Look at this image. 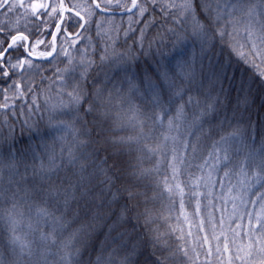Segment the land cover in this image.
Returning <instances> with one entry per match:
<instances>
[{"label": "trees", "instance_id": "1", "mask_svg": "<svg viewBox=\"0 0 264 264\" xmlns=\"http://www.w3.org/2000/svg\"><path fill=\"white\" fill-rule=\"evenodd\" d=\"M63 1L70 11L57 37V52L48 61L31 59L24 48L32 53L52 50V32L60 20L61 0H24L25 5H45L35 14L27 7L11 11L0 8V48H7L14 35L22 34L30 40L28 47L25 41L13 46L4 60L12 64L31 61V66L23 63L20 67L5 65L0 69V158L5 164L4 187H10L9 165L15 164L20 174L15 180L20 181L27 169L26 182L21 183L40 191L41 182L34 177V170L39 173L42 165L47 169L49 161L55 158L59 166L56 185L63 182V188L76 196V200L69 197L67 207L63 196L48 199L50 210L61 218L55 234L57 244L38 250L32 258L33 264H69L66 252L72 254L70 264H96L101 250L106 256L114 246L107 236L108 221H92L95 205L101 202L100 182L104 179L96 166L113 152L119 155L112 156L109 164L117 160L126 168L128 162L139 163L140 167L150 170L139 188L147 191L149 197L156 196L147 204L154 220L150 226L159 225L161 231L170 233L167 238L176 252L172 264H260L264 258L258 250L264 246L261 227L264 226V209L261 208L264 179L258 178L255 182L251 178L247 184L250 196L238 198L235 192L233 201L228 195L230 181L226 180L229 176L226 172L231 166L236 172L242 161L248 175H252L264 161V54L252 53L245 46L240 49L241 57L230 45L239 48L245 41L237 38V44V39L230 35L209 37L203 45L194 41L183 25L175 23L174 10L164 7L168 0H138L147 9L142 16L138 9L124 15L104 14L96 9L92 0ZM131 3L132 0H119V3L112 0L111 4L102 6L109 12H124L125 5L130 8ZM226 30L230 32L231 28ZM185 62L195 69L191 79L179 75V65ZM221 64L229 65L227 79L222 84L212 73V69ZM5 71L7 76L3 74ZM163 73L171 78L173 87L159 78ZM149 78L161 85L159 104L153 102L150 93L146 94ZM241 83L245 85L243 92ZM78 85L86 92L88 103L93 102L97 92L105 101L111 100L105 104L110 110L107 119L99 117V105L97 110L88 113L85 111L88 103L82 101L79 107L72 104L67 93ZM189 98L192 103L186 104ZM181 104H185L184 113L176 119ZM133 109H139L145 121L141 142L132 145L131 151L114 149L107 143L111 139L140 134L139 127L132 126L134 121L127 119ZM117 113L122 117L123 127L114 123ZM169 120L173 121L171 125ZM232 127L237 137L229 133ZM144 144L154 151L143 150ZM69 149L78 159L75 166L68 163ZM221 149H229L231 158L227 159ZM221 164L224 174L219 171L215 182L209 184L206 181L209 166L217 165L219 169ZM81 165L89 192L84 198H81L84 188L69 187V182L75 184L80 180ZM43 187L48 188L47 182ZM115 191L116 188H112V192ZM42 199H47L46 191L41 195L32 192L33 216ZM103 199L111 200V196L105 193ZM133 203L125 195L112 202L110 209L105 206L104 211L119 213L128 204V219L121 231L130 234L126 237L130 247L140 245L131 256L132 264H146L151 245L145 247L147 229L143 219L136 220L137 212H143L144 208H134ZM11 207L12 193L5 192L0 200V216L4 217L0 221V254L6 264L14 259L7 247V217ZM20 210L27 212V205ZM209 210L233 213L234 219L231 218L235 225L214 238V234L207 231V222L199 223L197 217V211L205 218ZM217 218L228 227L224 217ZM51 224V220L47 224L41 222L42 230L50 231ZM89 224L87 231L79 232L68 249L62 248L61 241L67 240L82 225ZM250 245L252 254L248 256Z\"/></svg>", "mask_w": 264, "mask_h": 264}, {"label": "snow or ice", "instance_id": "2", "mask_svg": "<svg viewBox=\"0 0 264 264\" xmlns=\"http://www.w3.org/2000/svg\"><path fill=\"white\" fill-rule=\"evenodd\" d=\"M104 3L111 4L112 0H101V2L95 3V7L101 11L106 9L102 6ZM119 3V0H117ZM17 7H27L30 8L35 14L40 9L45 8L43 4H28L25 5L24 0H18V2H12V0H3L0 3V8H6L7 11H11ZM63 7V4L60 5ZM165 8L174 10L176 14L175 23L184 26L185 31L194 39V41H200L203 45L207 43L209 37H214L219 35L223 38L226 35H230L233 39L242 38L245 43L240 44L239 48L236 45H230L233 51H238L240 56L243 57V52L240 51L245 46L249 47L252 53H262L264 54V0H168L167 4L164 5ZM127 11H132V9H138L139 14L142 16L147 10L144 6L138 3V0H132L131 7L125 5ZM227 9V11H225ZM55 11V9H53ZM79 16V13H76ZM84 20V17H80ZM231 28V31H227V28ZM172 31V29H170ZM27 40V36L24 35H14L11 39V43L8 44L7 48H0V69H3L5 65L12 68L20 67L21 64L27 63L31 66V61L21 60L16 64H12L10 60H4L5 54L16 46L18 41ZM237 44L239 40L237 39ZM24 47L23 44L19 45ZM24 52L27 56L32 55V51L28 48H24ZM41 55H46L41 53ZM103 59V57H102ZM247 60V57H244ZM181 68L180 77L185 79H191L195 76V69L191 65L185 64L179 65ZM229 65L221 64L217 65L212 69L213 76L221 84L228 76ZM185 68L187 69L185 71ZM87 71V69H85ZM5 76L8 73L5 71L3 73ZM83 73L81 74L83 78ZM264 75V73H262ZM161 80L168 82L169 87H173L174 84L167 73L161 74L159 77ZM161 85L154 83L151 78L148 79L146 83V94H151V99L154 103L159 104V93L158 89ZM245 85L241 83L240 90L243 92ZM180 90L177 88V95H180ZM67 95L71 98L73 105L79 107L83 102L88 103L85 100L86 92L79 85L69 91ZM7 99V98H5ZM106 103H111V100L105 101L102 94L97 92L95 94V99L93 102L88 103L86 112L92 113L97 110V105H99L98 115L101 119H107L110 115V110L105 107ZM192 99L186 102V104H191ZM2 106V105H0ZM209 108H213V105H209ZM185 104H181L177 109L176 119L183 116ZM139 109L131 110V115L127 116L129 122H133V127H139V135L118 137L111 139L109 143L114 149L123 150L125 148L131 151L132 145L140 144L142 136L144 134L145 121L139 115ZM205 113H201L204 115ZM122 117L119 113L116 114L114 123L118 127H123L124 125L120 123ZM169 125L173 123L172 120L168 121ZM235 135V133H233ZM222 139H227L222 137ZM103 146V145H102ZM106 150V149H105ZM143 150L148 153L154 151L147 144L143 145ZM119 155L118 152H113L111 156L106 155L104 159L100 162V165L96 167L101 171L104 179L100 182L102 185L100 197L101 202L95 205L92 221L97 220H107V236L111 238L112 247L107 251L106 256L104 255V250H101V255L97 257L96 264H132L131 256L134 255L140 246L139 244H132L129 246V241L126 237H130L127 231H121L125 227V222L128 219L127 213L130 211L128 204H125L119 213H113L111 211L105 212V206L109 209L111 208L112 202L118 201L122 196H127L129 202H134V208H140L143 206V212H137L136 220L139 222L143 219L145 228L147 229V234L145 237V247L151 245V252L149 254L146 264H172L173 258L176 255L175 250L167 238L170 233L167 231H161L159 225L155 228L151 227L154 223L151 209L147 206L149 199H155V194L152 197L148 196L147 191H141L139 188V183L149 174L148 169L140 167L139 163L128 162L127 167H122L119 161L113 160L109 164V160L112 156ZM140 157H137L139 160ZM68 163L75 166L78 163L77 157L73 154L71 149L68 150ZM5 167L3 158H0V200H3L5 192L12 193V207L7 217V247L10 250V254L14 259L8 264H33L32 258L34 255L38 254V250H46L50 246L57 244L56 231L57 225L60 224V219L57 218L55 213L52 212L48 205V199H58L60 196L64 197V203L67 207L69 197L72 200H76L74 192H69L68 189H64L61 182L60 186H57L55 181L59 179V166L55 163V158L49 161L47 169L41 166L39 173L34 170V177H38L41 182V189L37 191L35 187H25L21 181L26 182L27 169L25 170V175L21 176V180H15L17 175H20L16 170L15 164H10L11 173L8 177L9 188L4 187V174L3 169ZM85 169L84 166H80V180L75 184L69 182V187L79 190L84 188L85 191L81 192V198L87 197L89 192L87 190L88 185L85 183L87 177L83 175ZM259 178L264 179V161H262L259 166L258 172ZM67 179V178H65ZM120 182V186L117 187V182ZM47 182L48 188L45 190L43 185ZM15 185V187H12ZM112 188H116L115 192H112ZM170 191V189H167ZM46 191L47 199H42L41 203L35 207V215H32L33 204L31 200L32 192H36L37 195H41V192ZM23 193V195H21ZM107 193L111 196V200H104V194ZM25 205H27V212L20 210ZM264 209V204L261 205ZM27 217V220H26ZM114 217V218H113ZM4 217L0 216V221H3ZM51 220L52 224L50 226V231L44 232L41 227V222L47 224ZM66 225H61L64 227ZM91 225H82L80 229L73 232L71 236L64 241H61V246L64 249H68L73 240L76 238L79 232L87 231L88 227ZM262 227V232H264V226ZM25 228L27 231H25ZM113 233H116L113 236ZM260 244V241L256 242ZM252 246H249L248 256L252 254ZM259 252L264 254V246L260 247ZM66 258L71 260V252H66ZM184 255H187V251H184ZM237 259H242V257L237 256ZM0 264H6L3 254H0ZM260 264H264V258H261Z\"/></svg>", "mask_w": 264, "mask_h": 264}, {"label": "rangeland", "instance_id": "3", "mask_svg": "<svg viewBox=\"0 0 264 264\" xmlns=\"http://www.w3.org/2000/svg\"><path fill=\"white\" fill-rule=\"evenodd\" d=\"M63 8L68 9V7H66L65 5H63V7H61L60 9L62 10ZM26 41H28V40H26ZM18 42H20V41H18ZM41 53H45L46 55H41ZM49 53L50 52H42V51H40V52H33L32 54L37 56V57L45 58V57H47L49 55ZM230 130L231 131L229 133L231 135H233V131L236 132L235 128L233 129V127ZM235 136L237 137L238 135H235ZM239 150L242 153L245 152V149H239ZM209 151L213 152V149H210ZM220 151L223 152L226 155L227 159L231 158V156L229 155V149L228 150L221 149ZM246 155H247V153H246ZM239 158L241 160V157H239ZM217 162H220L219 158H217ZM219 171L221 172L222 175L224 174L223 173V165L222 164H221L219 169H218L217 165H215L214 167L210 165L209 166V172L207 174V178H208L209 181L208 180H206V181L209 184H213L215 182L214 178L218 174ZM228 172H229V176L228 175L226 176V180L230 181L228 183V185H230V189L228 191L229 197L232 200H233V197H235L236 194H237L238 198L241 195H243L242 198L248 197V195H249V193L247 192L248 181H250L251 178L254 179L255 182L257 181V179L259 178V175H258L259 170H258V168H257V170L256 169L254 170L252 175H248V170L244 168V164L241 161L239 163V167H238L236 172H235V169H234L233 166H231L226 173H228ZM235 192H236V194H235ZM218 211H219V209H218ZM208 212H209V214H206L205 218H202L201 215H200V212L197 211L198 222L199 223H202L203 221L207 222V224H208L207 231L210 232L211 235L214 234L213 235L214 238H218L216 235H223L225 233L224 230H226V229L229 230L230 225H232V224L235 225L233 223V219H234L233 216H235L233 213H229L227 211L225 213H222V214L220 212L212 213V212H214L213 210H209ZM218 216L224 217L227 220V222L229 223L228 227L226 225H224V222L222 220H219L217 218ZM231 217H233V219Z\"/></svg>", "mask_w": 264, "mask_h": 264}, {"label": "water", "instance_id": "4", "mask_svg": "<svg viewBox=\"0 0 264 264\" xmlns=\"http://www.w3.org/2000/svg\"><path fill=\"white\" fill-rule=\"evenodd\" d=\"M92 1H93L94 4L97 3L96 0H92ZM98 10H99L101 13H104V14H117V15L129 14V13H131V12L134 11V9H132V11H124V12H109V11H106V10H105V11H101L100 9H98ZM66 12H67V11H64V12H63L61 22L58 24L57 29L60 28V25L62 24V22H63V20H64V16H65V13H66ZM55 35H56V32H55ZM57 48H58V45H57V42L55 41L53 52L51 53V55H50L49 57H47V58H37V57H35V56H33V55H31V56H29V57L32 58L33 60H38V61H48V60H50V59L56 54V52H57ZM5 55H6V54H5Z\"/></svg>", "mask_w": 264, "mask_h": 264}, {"label": "flooded vegetation", "instance_id": "5", "mask_svg": "<svg viewBox=\"0 0 264 264\" xmlns=\"http://www.w3.org/2000/svg\"><path fill=\"white\" fill-rule=\"evenodd\" d=\"M56 28V27H55ZM54 31H55V29L53 30V32H52V38H53V35H54Z\"/></svg>", "mask_w": 264, "mask_h": 264}]
</instances>
